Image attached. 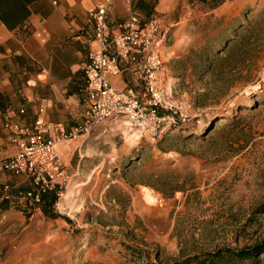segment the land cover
Wrapping results in <instances>:
<instances>
[{
    "label": "rangeland",
    "instance_id": "374dc122",
    "mask_svg": "<svg viewBox=\"0 0 264 264\" xmlns=\"http://www.w3.org/2000/svg\"><path fill=\"white\" fill-rule=\"evenodd\" d=\"M173 18L161 57L182 123L105 120L61 144L70 181L49 215L27 182L0 197V264H172L264 241V0H188Z\"/></svg>",
    "mask_w": 264,
    "mask_h": 264
},
{
    "label": "crops",
    "instance_id": "0c3cea01",
    "mask_svg": "<svg viewBox=\"0 0 264 264\" xmlns=\"http://www.w3.org/2000/svg\"><path fill=\"white\" fill-rule=\"evenodd\" d=\"M102 2L0 0V156L15 150L6 123L32 127L40 116L46 122L61 124L66 131L82 125V67L94 37L90 14ZM187 4L188 0H112L106 13L109 30L119 31L131 14L138 16L141 24L157 19L172 26L178 24L174 11ZM213 10L203 6V13ZM170 40L168 33L167 48ZM108 79L120 89L142 90L140 81L128 72ZM41 100L47 101V107L38 113ZM57 151H61V144ZM25 182L30 185L26 179L0 172V184L8 186L11 198L23 195Z\"/></svg>",
    "mask_w": 264,
    "mask_h": 264
},
{
    "label": "built area",
    "instance_id": "2783aa9c",
    "mask_svg": "<svg viewBox=\"0 0 264 264\" xmlns=\"http://www.w3.org/2000/svg\"><path fill=\"white\" fill-rule=\"evenodd\" d=\"M111 2L103 0L90 14L94 37L82 67V125L66 131L61 124L46 122L40 116L32 127L5 124L15 150L0 156V172L30 181L31 189L24 195L32 205H38L42 194L49 190L56 189V195L61 194L60 190L70 181L57 151L58 144L90 132L105 120H121L140 134L156 135L174 125L177 119H184L185 109L173 99L161 57V50L168 42L167 30L157 19L141 24L139 17L131 14L119 31L110 32L106 13ZM124 72L140 81L141 91L120 89L110 83V75ZM46 107L47 101L41 100L38 113ZM0 194L6 200L11 197L7 185L0 184Z\"/></svg>",
    "mask_w": 264,
    "mask_h": 264
},
{
    "label": "trees",
    "instance_id": "16d2710c",
    "mask_svg": "<svg viewBox=\"0 0 264 264\" xmlns=\"http://www.w3.org/2000/svg\"><path fill=\"white\" fill-rule=\"evenodd\" d=\"M226 0H197V2L205 6L208 10H213L222 4ZM230 36H226L221 42V47H219L218 51H226L227 54L231 51L227 49L226 42H231ZM220 58H213L211 63L218 61ZM222 59V58H221ZM209 60V59H208ZM208 62V64L210 63ZM246 82L251 81V76L247 75L245 77ZM236 120V119H233ZM231 122V121H229ZM182 123V120L177 119L176 125ZM228 124V123H227ZM174 126V125H173ZM56 189L49 190L42 194L41 202L37 205L41 208L45 215H49L52 210L53 204L56 199ZM7 201L2 200L0 203V208L6 207ZM55 216V215H52ZM264 256V241L258 244H255L251 247H244L241 249H224L218 250L212 253H203L199 255L188 256L182 261L174 262L172 264H259L261 260L260 257Z\"/></svg>",
    "mask_w": 264,
    "mask_h": 264
},
{
    "label": "bare ground",
    "instance_id": "6f19581e",
    "mask_svg": "<svg viewBox=\"0 0 264 264\" xmlns=\"http://www.w3.org/2000/svg\"><path fill=\"white\" fill-rule=\"evenodd\" d=\"M146 198H147L148 201H150V202H154V198H153L152 195L147 194Z\"/></svg>",
    "mask_w": 264,
    "mask_h": 264
}]
</instances>
